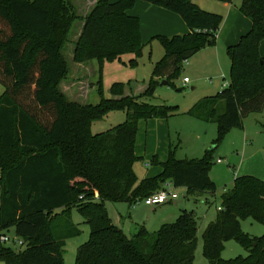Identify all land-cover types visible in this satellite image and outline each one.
Returning <instances> with one entry per match:
<instances>
[{"label": "trees", "instance_id": "obj_1", "mask_svg": "<svg viewBox=\"0 0 264 264\" xmlns=\"http://www.w3.org/2000/svg\"><path fill=\"white\" fill-rule=\"evenodd\" d=\"M138 1L181 17L190 33L153 38L164 56L144 94L127 96L126 85L115 83L111 94L116 98L106 99L100 80L98 105L70 100L60 85L70 74L65 54L74 24L83 23L74 42V63L97 60L102 66L133 54L136 65L145 47L140 20L130 14ZM240 11L253 26L227 49L228 87L201 99L187 113L217 125L213 147L197 160H177L172 150L166 161L154 156L152 164L160 173L139 181L133 169L139 160V123L179 115L171 106L142 100L154 98L162 81L175 88L184 64L216 45L223 16L193 0H97L85 16L72 0H0V84L5 89L0 97V240L14 230L23 241L19 250L1 243L0 264H64L65 241L80 235L73 209L90 228L76 264H194V212L182 210L174 223L153 233L142 226L129 238L113 223L105 203L135 206L168 183L188 196L216 195L218 187L210 177L213 152L231 130L243 127L244 118L264 108V0H242ZM116 111L125 112L126 121L93 135V123ZM221 199L202 235L204 257L209 264H264V236L249 238L241 230L246 219L264 225V181L237 178ZM230 240L248 256L223 260Z\"/></svg>", "mask_w": 264, "mask_h": 264}, {"label": "rangeland", "instance_id": "obj_2", "mask_svg": "<svg viewBox=\"0 0 264 264\" xmlns=\"http://www.w3.org/2000/svg\"><path fill=\"white\" fill-rule=\"evenodd\" d=\"M97 0H72L78 13L85 16L93 7ZM110 3L119 0H108ZM193 2L205 11L198 0ZM154 7L156 10H163L148 3L138 1L137 7L130 12L136 16L141 24V37L144 50L141 58L137 59L136 65L131 61L135 60L133 54L122 56L121 60L105 62L102 66L97 60L87 64L73 62L74 42L81 33L83 23L77 21L71 31L70 41L66 48V57L70 66V74L67 81L60 85V89L66 96L82 104L98 105L102 96L106 99H113L111 88L115 83L126 85L127 96H140L146 91L152 78L154 66L164 56V50L157 40L148 36L147 32L152 27L151 15L145 11L144 7ZM168 14H172L163 10ZM210 12V11H208ZM176 16L179 20L182 18ZM159 27V26H158ZM208 53V51H206ZM199 53L192 57L181 71L179 78L175 81V88L169 85L158 86L154 98L142 101L152 105H167L175 108L179 115L168 120L153 119L141 121L138 126V134L135 145V155L139 160L134 164V172L141 181L146 176L159 174L158 167L152 164L154 156H158L160 161H166L170 150L173 151L177 160H197L202 159L205 152L213 147L218 137V127L213 123H203L190 117L187 113L201 99L216 95L221 91V86L230 81L231 64L225 56V68L219 67L215 60L210 61L204 54ZM225 75L226 80H223ZM219 77V78H217ZM188 78L194 84H184L183 80ZM101 80V96L98 90V82ZM212 81V82H211ZM195 83V84H196ZM212 83V84H211ZM220 84V90H216ZM192 87H197L192 90ZM183 88L182 92L176 89ZM5 89L0 84V97ZM66 91V93L64 92ZM126 113L116 111L108 114L104 119L96 121L92 125V134L104 133L126 121ZM264 108L259 113H253L243 120L241 129L231 130L225 139L213 152V166L210 171L211 179L216 183L218 192L215 196L192 195L188 196L183 188L175 189L174 193L179 199L171 204H164L159 207H147L144 202L131 206L127 203L106 202V208L113 223L121 228L124 233L133 238L139 231L138 225L142 227L144 223H151L158 217L176 215L170 220L174 223L181 210L194 212L198 222L197 249L195 252L194 264H209L203 255L202 235L207 225L212 222L221 207V196L224 190L232 187L234 180L244 176L255 177L264 181ZM223 164L219 165L218 160ZM161 171V169H160ZM81 198V197H80ZM73 222L78 226L80 235L65 241L64 264H76V256L81 245L89 240L90 228L85 224L84 219L73 209L71 212ZM168 224V223H166ZM241 230L249 238H261L264 236V225L246 219L241 223ZM7 235L11 240L15 239V231L10 230ZM0 240V246H1ZM13 242L8 243L12 246ZM21 248H16L19 250ZM248 252L235 240L225 243L222 252L223 260H232L238 257H246Z\"/></svg>", "mask_w": 264, "mask_h": 264}, {"label": "crops", "instance_id": "obj_3", "mask_svg": "<svg viewBox=\"0 0 264 264\" xmlns=\"http://www.w3.org/2000/svg\"><path fill=\"white\" fill-rule=\"evenodd\" d=\"M198 3L201 6H203L204 9L208 8L206 10L223 16L222 25L220 26V29L218 30V33L216 36V45L213 47L205 48L201 50L199 53L201 52L206 53V51H208V53L204 54L205 57L209 61L210 59L211 61L215 60L217 64H219L220 68L222 66H224L225 68L226 63H225L224 57L226 56L228 58L227 49L231 46L237 45L240 42L241 38L250 32L253 24L251 20L245 17L240 11L242 0H232L230 3H222L216 0H198ZM137 5H138V2L136 3L135 8L137 7ZM144 9L146 12H148V14L151 15V20H152L151 22L153 24L151 29L147 32L148 36L152 38L156 36H166L170 38L173 36H182V35H187L188 33H190V30L188 29V27L186 26V24L184 23L182 19L179 20L176 16H173L172 14H168L167 12H164L163 10H156L154 7L152 8L150 6H145ZM260 55L264 58V41H262L260 44ZM222 76L224 77V79L223 78L222 79L226 80L225 75L223 74ZM195 83H192V81L189 80L188 84L197 85V83L196 84ZM196 88L197 87H192V90H195ZM221 89H222V86H221ZM216 90H220V84ZM64 92L66 93V91ZM158 169H159L158 173H160V168ZM146 177H149V176H146ZM146 177H144V179ZM225 191L226 190H224V192ZM181 211L179 212V215ZM179 215H177V218ZM175 218H176V215L158 217L156 220H154L151 223L149 222L144 223L143 227H145L150 233H153V232L158 231L162 225L166 223H171L170 220L175 219ZM137 228H140V226L138 225Z\"/></svg>", "mask_w": 264, "mask_h": 264}, {"label": "built area", "instance_id": "obj_4", "mask_svg": "<svg viewBox=\"0 0 264 264\" xmlns=\"http://www.w3.org/2000/svg\"><path fill=\"white\" fill-rule=\"evenodd\" d=\"M223 79H224V77H223ZM188 83H189V79L185 78L184 84H188ZM228 85L229 84L227 82H225L222 85V89L228 87ZM218 163L221 164V163H223V161L219 159ZM174 190H175V188H174L173 184L168 183L165 185L164 189H162L161 191L143 199L142 202H144V204L147 207H157V206H161L164 204L172 203V202L179 199V196L174 193ZM1 242L5 243V244L13 242L12 246H14L15 248H18V247L21 248L23 246V241L20 238L15 237L14 240H11L8 235L2 236Z\"/></svg>", "mask_w": 264, "mask_h": 264}, {"label": "water", "instance_id": "obj_5", "mask_svg": "<svg viewBox=\"0 0 264 264\" xmlns=\"http://www.w3.org/2000/svg\"><path fill=\"white\" fill-rule=\"evenodd\" d=\"M167 84H168V82H166V81L163 82V85H167Z\"/></svg>", "mask_w": 264, "mask_h": 264}]
</instances>
